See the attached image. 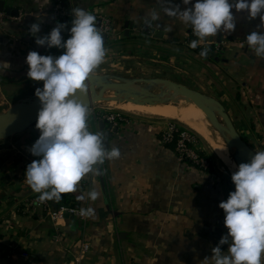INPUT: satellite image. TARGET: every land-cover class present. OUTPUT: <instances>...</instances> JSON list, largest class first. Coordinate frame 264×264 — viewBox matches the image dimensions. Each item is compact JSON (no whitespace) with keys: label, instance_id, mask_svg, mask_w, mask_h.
I'll use <instances>...</instances> for the list:
<instances>
[{"label":"crops","instance_id":"0c3cea01","mask_svg":"<svg viewBox=\"0 0 264 264\" xmlns=\"http://www.w3.org/2000/svg\"><path fill=\"white\" fill-rule=\"evenodd\" d=\"M29 2L30 7L21 21L6 11L0 12L3 19L0 62L11 65L8 69L0 68V105L35 95L36 88H43L42 81L36 82L27 76L29 51L41 55L62 54L49 53L50 49L37 45L36 37L29 32L34 23L40 24L39 36L49 34L56 26L50 16L53 1ZM68 2L72 9L79 7L91 12L96 21L100 16L110 20L111 29L104 44L107 55L98 67L101 71L94 73L122 72L140 63L152 66V62L167 56L165 48H176L181 53L178 59H191L193 65L210 70L217 81L226 85L236 102L228 100L237 114L232 119L241 123L240 133L255 152L264 151V58L257 57L246 43V36L252 31L264 34V28H257L261 25L259 17L250 20L246 11L237 12L233 8L234 31H221L192 48L191 41L198 37L192 36L191 25L169 15L168 11L175 5L186 7L183 0ZM229 2L235 3V0ZM131 23L127 36L125 32ZM146 23H149L147 31ZM159 32L161 36L157 37ZM62 36L65 39L66 35ZM211 42H222L226 49L230 59L226 71L197 52L196 49L210 46ZM148 52L157 59L147 58ZM88 108V128L91 132H100L99 120L104 119V112ZM165 126V122L136 117H129L118 129H112L107 123V128L117 135L110 140L109 150L118 147L121 152L119 158L104 161L108 199L103 194L96 165L95 171L77 185L85 199L82 208L92 210L87 220L66 213L65 222L59 224L47 215L44 205H32L40 194L25 180L27 166L40 159L30 152L41 135L36 123L1 140L0 264H70L83 240L91 243V250L81 264H214L211 249L228 233L225 213L219 204L235 190L225 188L214 172L181 161L174 148L162 142ZM93 189L101 193L96 200L88 196ZM120 232L127 233V237L119 239ZM12 251L16 252L17 260L10 259ZM223 251L226 254L227 245ZM23 252L29 254L28 258L21 255Z\"/></svg>","mask_w":264,"mask_h":264},{"label":"clouds","instance_id":"9594fccd","mask_svg":"<svg viewBox=\"0 0 264 264\" xmlns=\"http://www.w3.org/2000/svg\"><path fill=\"white\" fill-rule=\"evenodd\" d=\"M183 4L186 6L183 9L175 5L168 11L169 15L178 16L191 25L198 37V40L191 41L192 48L221 31H234L233 8L237 12L246 11L250 20L259 17L261 25L257 28H264V0H235V3L229 0H196L194 4L192 0H183ZM72 15L70 36L66 41L62 36V31L67 28L65 23L57 22L44 36L37 35L41 31L39 23L32 24L29 29L30 34L36 37L37 45L64 50L59 56L29 51L26 57L28 78L43 82V88L35 90L41 103L36 123L41 135L30 148L31 154L40 159L33 160L25 173L26 182L40 194L41 202L58 201L61 194L77 191L79 182L95 171L94 166L121 155L118 147L110 150L105 147L103 132L89 130V108L75 98L78 90L82 94L88 91L86 81L105 61L107 49L95 15L79 7L72 9ZM246 43L257 57L264 58V34L259 30L252 31L246 36ZM10 67L9 62H0V68ZM231 179L235 191L219 204L225 213L224 224L228 233L211 249V258L214 264H262L264 151L255 152L250 162L239 164ZM100 195L95 189L88 193L92 200ZM91 211L88 209L84 214ZM224 245H227L226 254Z\"/></svg>","mask_w":264,"mask_h":264},{"label":"water","instance_id":"95a60500","mask_svg":"<svg viewBox=\"0 0 264 264\" xmlns=\"http://www.w3.org/2000/svg\"><path fill=\"white\" fill-rule=\"evenodd\" d=\"M9 0H0V12H7L11 16H19L20 8L19 4L22 0H11L12 3H8ZM67 20L65 18L62 22ZM73 20V19H72ZM57 24V23H56ZM97 27H100L101 21H96ZM133 23L130 24L125 34L129 35V30L132 28ZM149 28V23H146L145 30ZM69 27L62 31V35L69 34ZM104 38V44L107 40V34L102 33ZM26 36V34L24 35ZM161 36V32L157 37ZM216 57L215 54L212 55ZM219 59V57H216ZM88 91L84 94L79 90L76 93V97L86 106H95L99 102L114 99L117 101H131L134 103L148 102L151 104L157 102L169 103L171 100L177 99V97H185L195 102L203 108V110L210 117L213 127L219 131L225 139V142L229 146L232 156L237 160L238 165L241 163L250 162L251 157L255 155L254 149L243 138L239 129L235 125L231 115L227 111L226 106L216 97L207 95L201 91L192 89L183 84L177 83L166 78H129L121 75L113 74H97L93 73L86 81ZM159 85H166L168 87L162 93H156L155 89ZM109 92H113L111 95ZM132 92L135 94L133 99H128L124 96L125 93ZM41 108V103L36 95L29 100L28 103H23L22 107L17 110H8L0 112V141L9 138L15 134H18L25 130L27 127L37 123L38 112ZM100 132L105 134L104 144L109 150L110 140L116 134L112 130L107 128V121L105 119L99 120ZM117 130V129H116ZM98 174L101 182V188L103 194L108 199L106 174L102 164L97 165ZM119 239H125L127 233H118Z\"/></svg>","mask_w":264,"mask_h":264},{"label":"rangeland","instance_id":"374dc122","mask_svg":"<svg viewBox=\"0 0 264 264\" xmlns=\"http://www.w3.org/2000/svg\"><path fill=\"white\" fill-rule=\"evenodd\" d=\"M8 3L10 4L12 3V1L9 0ZM160 52L164 54L163 50H160L159 53ZM179 52L180 51H178L176 48H172V49L165 48V54H167V56L162 57L161 61H158L156 56L149 55V52H148L146 54L147 58L157 59L155 62H152V66H149V65L144 66L145 64L143 63H140L138 66L132 64L130 65L132 67L131 69L130 68L123 69L122 72L116 71V73H111V74L121 75V76L129 77V78L160 77V78L170 79L172 81L183 84L192 89L201 91L207 95L216 97L221 102H223L225 106H228L227 111L229 110L228 112L231 115V117L236 118L237 114L235 112V108H232L228 102V100L234 101V99L232 97V94L229 93V90L227 89L226 85L221 83L220 81H217L216 78H214V75L210 72V70L208 69L206 70L201 65L199 66L193 65L191 62V59L189 61H184L181 58L178 59V57H181V53ZM184 57H188V56L185 55ZM140 65H143V66H140ZM96 71H98L97 73H99L101 70L97 68ZM34 96L35 95H28L25 98L20 99V100H22V102L25 104V103H28L29 100H32ZM235 103L236 102L234 101V104ZM10 106H11L10 103H6V102L2 103V105H0V112L8 111L10 109ZM87 107H95L97 108V110L104 112V113H108L111 111L123 112L127 115V118L136 117L138 119H144V120H149V121L165 122V125H166V122L170 120H176V119H164V118H158V117H148V116H142V115L139 116V115L129 113V112H126V111H123L117 108L116 106L111 104V101L109 102L102 101V102H99L95 106H87ZM176 121L180 122L179 120H176ZM234 122L237 128H239V130H242L241 123L238 121H234ZM180 123L186 126L184 123L182 122ZM186 127L189 128L188 126ZM190 130L193 131L192 129ZM193 132L196 135L198 148L200 149V151H202L205 154L203 155V157L208 160L209 164L212 163V166L214 169L213 172L220 177L223 184L225 185V188L231 187L232 189L235 190V185L231 179L232 173L234 171L230 169L232 171L231 173V171L224 165L225 163L213 152L212 148L207 143V141L195 131Z\"/></svg>","mask_w":264,"mask_h":264},{"label":"built area","instance_id":"2783aa9c","mask_svg":"<svg viewBox=\"0 0 264 264\" xmlns=\"http://www.w3.org/2000/svg\"><path fill=\"white\" fill-rule=\"evenodd\" d=\"M53 1L52 11L50 13L51 19L54 23L62 22L67 17H73L72 8L68 0H51ZM20 16L15 18L21 21V18L25 10L30 7L29 0H22L19 4ZM101 24L99 29L102 33H108L111 29V23L108 17L100 16ZM97 19V20H98ZM3 23V19L0 18V24ZM213 46V51L219 52L222 48V42H211ZM104 119L108 122L112 129L120 127L124 122L127 121V115L123 112H108L103 114ZM162 142L164 144L175 145V151L178 158L184 162H192L195 165H198L202 169H207L209 167V162L203 157L198 148L196 135L189 128L181 124L176 120H170L166 122V126L162 132L161 136ZM41 203L44 205L47 215L57 224L65 222V214L70 213L78 216L81 220H87V212L84 208H74V207H61L58 210L51 208L50 202L48 200L41 202L38 199L32 201V205ZM82 210H84L82 212ZM91 250V243L87 240H83L80 246L79 253L75 254L70 261V264H81L86 254ZM23 257L28 258L29 254L23 252L21 254ZM17 254L15 251L10 253V259L12 261L17 260Z\"/></svg>","mask_w":264,"mask_h":264},{"label":"bare ground","instance_id":"6f19581e","mask_svg":"<svg viewBox=\"0 0 264 264\" xmlns=\"http://www.w3.org/2000/svg\"><path fill=\"white\" fill-rule=\"evenodd\" d=\"M166 85H159L155 89L156 93H162L167 90ZM113 95V92H109ZM124 96L128 99H133L135 94L127 92ZM111 104L117 108L133 113L136 115L158 117L164 119H176L184 123L190 129L198 133L203 137L212 148L213 152L234 172L238 169L237 160L232 156L231 150L225 142L222 134L217 131L210 120L208 114L203 110L201 106L196 104L185 97H177V99L171 100L169 103L157 102L154 104L147 102L134 103L131 101H117L109 99ZM23 105L22 100L13 102L10 106V110L14 111L20 109ZM232 157L230 156V154ZM237 166H236V164Z\"/></svg>","mask_w":264,"mask_h":264},{"label":"trees","instance_id":"16d2710c","mask_svg":"<svg viewBox=\"0 0 264 264\" xmlns=\"http://www.w3.org/2000/svg\"><path fill=\"white\" fill-rule=\"evenodd\" d=\"M65 24H67V27H69V29L72 26V17H67V20L64 22ZM70 36V31L69 34L65 36V41L69 38ZM192 36H195V34L192 33ZM197 52L199 54H201V49H196ZM54 51H59V52H63V49H58L56 47L50 49L48 52H54ZM204 56V55H203ZM108 123V122H107ZM169 147L174 148L175 150V145L174 143L172 144H167ZM200 153L202 155H205L202 151H200ZM191 165H193L192 162H189ZM103 165V169H104V163ZM196 166V165H195ZM197 167H199L197 165ZM208 172H213V166L212 163L209 164V167L206 169ZM81 197H83L81 199ZM37 198H39V196H37ZM50 202L51 208L54 210H58L61 207L65 206V207H74V208H82L84 203H85V199H84V195L83 192L80 191L79 189H77V191L75 192H71V193H65V194H61V199H59L58 201L53 199V200H48Z\"/></svg>","mask_w":264,"mask_h":264},{"label":"flooded vegetation","instance_id":"af4514ba","mask_svg":"<svg viewBox=\"0 0 264 264\" xmlns=\"http://www.w3.org/2000/svg\"><path fill=\"white\" fill-rule=\"evenodd\" d=\"M226 49H224L223 47L221 48V50L219 52H215L213 51V46H206L205 48L201 49L202 53L204 54V58L206 61L212 63L213 65L220 67V65L223 67V70L226 71L228 69V64L230 62V59L227 57V55L225 54ZM215 54L216 57L218 56L219 59H217L216 57H213L212 55Z\"/></svg>","mask_w":264,"mask_h":264}]
</instances>
